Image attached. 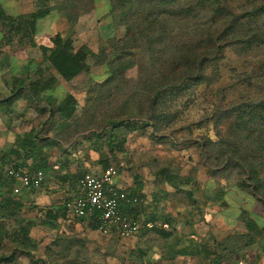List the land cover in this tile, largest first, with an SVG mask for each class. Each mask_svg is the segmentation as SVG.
<instances>
[{
  "label": "rangeland",
  "instance_id": "rangeland-1",
  "mask_svg": "<svg viewBox=\"0 0 264 264\" xmlns=\"http://www.w3.org/2000/svg\"><path fill=\"white\" fill-rule=\"evenodd\" d=\"M252 2L181 0L165 9L170 16L163 21L164 16L168 17L163 15L152 36L145 33L147 9L143 11L140 5H135L129 20L131 25L136 22L139 27L125 41V29L110 23L101 5L96 7L91 2L84 7L72 39L77 48L86 44L96 56L88 61V73L69 84L59 78L57 86L47 92L53 98L52 106L72 94L79 105L77 114L69 127L62 130L64 123L57 116H50L49 105L42 98L35 103L32 125L48 151L51 141L69 148L85 135L100 133L109 121L148 123L149 127L134 133L121 129L126 137L125 153L111 159V165L120 168L117 180L122 188L131 190L138 181L142 183L138 207L141 230L125 242L91 232L87 223L80 224L73 219L69 222L65 218L56 228L33 229L31 237L37 242V248L30 253L18 251L11 264H144L142 260L148 254L144 247L151 250L161 241L153 234L144 238L140 234L146 216L152 213L158 216L165 213L176 223L190 221L198 235L209 240L212 234L218 241L245 232L239 219L240 206L264 219V199L259 204L246 196L239 202L242 192L236 195L229 192L227 209L207 203L198 212L184 192L198 188L196 197L201 198V190L213 188L215 182L231 190L237 181L249 182L247 175L253 168L254 178L264 195V12L262 18L258 16L250 23H247L249 18L242 21L237 31L238 41L227 45L222 38L216 43L217 51L206 48L211 41L210 26L215 24L205 11L207 5L208 8H231L241 14ZM4 3L6 12L16 15L29 10L31 0H4ZM192 4L194 11H190ZM181 9L189 13L180 16L177 12ZM40 26L35 37L36 60L40 57L38 46L51 47L50 38L58 32L65 36L68 30L65 19L55 14ZM107 29H114V39L107 38ZM178 48L185 52L192 50L198 63L188 62L193 64L191 69H180L176 63L175 67L166 66L176 58ZM199 62H202L200 69ZM157 94L160 96L155 99ZM76 157L82 161V170L99 173L101 166L96 153L90 151L86 157L77 148ZM54 161L55 158L51 165ZM165 169L173 178L190 176L195 181L182 185V191L168 184L161 187L159 174ZM57 170L54 168L45 175L40 189L13 194L23 201V217L34 218L37 208L45 207L42 199L47 195L54 205L69 199L54 180ZM5 171L6 167L2 172ZM8 188L11 190V185ZM73 190L79 192V189ZM14 249L13 244L5 245L0 248V257L10 256ZM248 255L249 264H264L263 250L256 252L259 261L255 253L254 257L252 253Z\"/></svg>",
  "mask_w": 264,
  "mask_h": 264
},
{
  "label": "trees",
  "instance_id": "trees-1",
  "mask_svg": "<svg viewBox=\"0 0 264 264\" xmlns=\"http://www.w3.org/2000/svg\"><path fill=\"white\" fill-rule=\"evenodd\" d=\"M33 11L12 17L3 10L0 6V28L4 30L5 35L9 37H19L20 41H32L40 29L41 21L45 20L51 12L57 11L60 16L65 19L68 30L64 36L57 33L50 38L51 47L38 46L40 51L39 59L34 61L35 73L29 78L25 84L26 97L35 103L45 98L46 104L49 105L50 116H57L58 119L64 123L66 130L69 127V122L75 118L78 110V102L72 94H67L55 106H52L53 98L47 95V92L55 88L61 78L66 83H72L82 74L88 73V61L96 56L94 52L86 45L82 44L76 47L72 39V34L81 19V12L88 3H93L96 7L100 6L106 12V18L115 26H121L125 29L124 40L131 34V31L138 28L136 22L130 23V16L135 9V5H140L141 10L145 11L144 22L148 25L145 33L147 36H152L153 31L161 21H166L169 18V12L165 11L175 3L181 0H32ZM204 1V0H203ZM206 2V1H205ZM219 2V1H218ZM250 8L238 14L231 8H208L205 11L211 17V22L215 23L210 26L211 41L206 46L210 51H217L216 43L218 40L224 38L227 45L238 41V30L241 27L242 21L254 20L261 16L264 12V0H254L250 4ZM184 8V7H182ZM189 10V7H188ZM188 10L181 9L178 15L183 16L189 13ZM99 11V10H98ZM190 11H194V5H191ZM109 14V16H107ZM143 15V14H142ZM141 15V17H142ZM261 16L260 18H262ZM111 18V19H110ZM113 21V22H112ZM180 21V20H179ZM178 21V22H179ZM179 24V23H177ZM109 30L107 38L114 39V29ZM109 35V36H108ZM251 41V40H250ZM249 41V42H250ZM220 47V46H219ZM194 49V48H193ZM222 49V48H221ZM250 49V47H247ZM196 54L193 51L185 52L184 49L178 48L175 52L176 58L172 62H168L166 66H179L190 68L198 63L194 61ZM192 62L193 64H188ZM199 69L202 62H199ZM160 95L157 94L155 99ZM16 98V96L14 97ZM148 123L144 121H109L100 133H92L85 135L78 140L73 146L69 148H62L56 141H51L48 145L49 150H45V146L41 142L36 132H30L26 136L19 138L8 149L0 152V248L7 244L15 245V251L10 256H1L0 264H11L16 259V253L28 252L37 248V242L31 237V231L39 227L56 228L59 219H65L67 214L66 203L60 206L37 208L34 218H25L21 215L23 208V201L13 196L12 180L7 178L6 171L3 173L5 167L11 166L15 170H22L26 172L43 171L46 175L53 171L54 166L58 165L55 179L57 182L68 185L70 188L78 189V179L89 171L82 170V161L76 157V149L85 153L89 157V152L92 151L99 156V165L101 169H106L111 165V159H116L117 154L125 153L126 137L120 130L125 129L127 133H134L149 127ZM235 156V154H232ZM55 158L54 164L51 165V160ZM73 158L74 160H72ZM210 161L213 159L209 158ZM218 160L220 158L218 157ZM30 162V163H29ZM226 162V158L224 163ZM251 168V167H248ZM100 169V170H101ZM118 172L120 168H117ZM7 170V169H6ZM249 170L248 181L241 180L234 183L231 190H226L220 182H215V186L211 189L206 188L201 190V198H197L199 194L198 188L184 191L188 200L192 202L195 210L200 212L202 206L207 203L220 204L223 208H228V193L238 194L242 192L238 199L239 202L248 196L250 200L261 204L264 195H261L260 184L254 178L255 169ZM168 169L160 172L161 187L170 185L177 191L184 184H193L195 179L188 177L177 176L173 178L169 175ZM213 174H218L217 171L210 169ZM120 175V172H119ZM214 177V175H212ZM138 180V178H136ZM227 182V177H224ZM11 185V190L8 186ZM253 185V186H252ZM142 183L137 182L135 189L125 190L129 196L137 197L138 204L133 208H127L126 213L133 219L138 220V207L141 204L142 198ZM15 195V194H14ZM168 195V193H166ZM248 202V201H246ZM251 202V201H250ZM228 203V204H227ZM80 224L87 223L92 230H98L99 221L96 217L90 218H72ZM239 219L243 223L245 232L241 234H232L218 241L212 237L210 244L203 243L200 249H197L194 254L198 255L201 260L206 261L207 264H249L248 253L264 251V219L256 217L248 209L243 206L239 208ZM160 226H157V224ZM180 229L183 230L189 225L188 223H180ZM168 227V230L164 228ZM141 229V228H140ZM140 231V230H139ZM138 231V232H139ZM177 232V225L171 216H165L161 213L158 216L156 213L146 216L144 228L141 231V237L149 234H154L159 239L166 243H172L174 233ZM137 235V234H136ZM119 239V238H118ZM172 255V251L167 253ZM254 257V255H253ZM252 257V258H253ZM256 261L259 259L256 257Z\"/></svg>",
  "mask_w": 264,
  "mask_h": 264
},
{
  "label": "crops",
  "instance_id": "crops-1",
  "mask_svg": "<svg viewBox=\"0 0 264 264\" xmlns=\"http://www.w3.org/2000/svg\"><path fill=\"white\" fill-rule=\"evenodd\" d=\"M4 5V0H0V6L6 12ZM32 11L33 1L31 0L29 10L23 12L19 11L16 15L8 14L7 12L6 14L12 17H17L19 15L28 14ZM54 14L61 17L57 11H53L47 18ZM43 21H41L40 25H43ZM35 37L32 38L30 43L28 39L20 41L19 37L6 36L4 30L0 28V152L6 150V146L10 147L13 145L17 139L26 136L30 132H35L32 125L35 114V102L28 99L25 92V84L28 83L29 78L35 73ZM15 96L16 98H14ZM8 168L12 167H6V169ZM54 168L58 169L57 166H54ZM54 180H56L55 177ZM58 183L59 185L56 184L57 187L63 189L69 197L65 203L71 201L80 193V190L76 193V190L74 191L73 188H70L68 185L60 182ZM115 187L127 190L120 186L118 180H116ZM42 202L45 207L62 205L51 204L49 195L45 196L44 199H42ZM208 204L216 205L219 209L224 206V204H213L212 202ZM139 217L140 216L138 215V218ZM65 218H67L69 222L72 220V217H70L68 213ZM62 220L63 218L59 219L58 222L60 223ZM173 220L176 221L174 218ZM179 224L180 223L178 222L176 223L177 232L174 233L172 243L168 244L164 240L160 239L161 241H159L157 247H153L151 250L148 249L147 246L144 247L148 251V254L146 253L142 260L144 264H207L206 261L201 260L198 255H193V253H195L197 249H200L198 247H200L203 243L207 242L210 244L213 237L212 234L209 240H205V236H200V234L198 235V233L193 230L194 226L192 222L188 221L189 225H187V227L183 230L178 227L180 226ZM164 228L168 230L167 226H164ZM89 230L91 232H98L97 230H92L91 228ZM111 238L120 240L115 236H112ZM169 250L172 251L171 256L167 254Z\"/></svg>",
  "mask_w": 264,
  "mask_h": 264
},
{
  "label": "built area",
  "instance_id": "built-area-1",
  "mask_svg": "<svg viewBox=\"0 0 264 264\" xmlns=\"http://www.w3.org/2000/svg\"><path fill=\"white\" fill-rule=\"evenodd\" d=\"M6 176L12 180L15 195L40 189L45 180V174L40 170L26 172L8 168ZM118 177V169L113 166L101 169L97 174H84L77 183L80 193L65 205L72 218L96 217L100 234L129 241L140 230V224L126 213V209L137 206L138 198L115 187Z\"/></svg>",
  "mask_w": 264,
  "mask_h": 264
}]
</instances>
